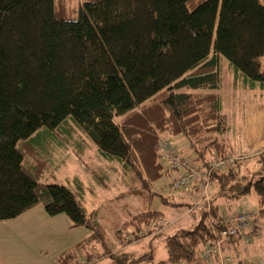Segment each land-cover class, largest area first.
Here are the masks:
<instances>
[{
	"label": "trees",
	"instance_id": "obj_1",
	"mask_svg": "<svg viewBox=\"0 0 264 264\" xmlns=\"http://www.w3.org/2000/svg\"><path fill=\"white\" fill-rule=\"evenodd\" d=\"M71 2L0 0V223L41 206L46 217L63 215L70 229L90 232L77 255L65 252L58 264H76L88 242L103 249L95 259L82 256L89 264L150 263L153 254L134 259L117 248L132 243L122 236L127 227L135 233L162 215L139 212L114 232L116 243L108 240L98 210L87 213L79 195L39 182L46 165L37 146L75 125L130 179L119 198L144 201L159 195L155 181L179 172L158 160L159 141L183 137L196 167L229 157L220 75L226 67L241 88L264 93V7L258 0ZM244 162L212 175L210 210L204 206L193 230L165 236L167 258L155 264H206L199 254L218 232L217 200L253 193L255 221L264 217V150L252 173L243 174Z\"/></svg>",
	"mask_w": 264,
	"mask_h": 264
},
{
	"label": "rangeland",
	"instance_id": "obj_2",
	"mask_svg": "<svg viewBox=\"0 0 264 264\" xmlns=\"http://www.w3.org/2000/svg\"><path fill=\"white\" fill-rule=\"evenodd\" d=\"M79 1L72 0L70 5L76 6ZM258 1L264 7V0ZM259 63L260 70L263 71L264 56L259 59ZM220 76L221 87H223V97L221 95L222 88L219 93L222 98L221 112L224 115L226 126L224 138L230 142L231 132L239 128V119L243 114L246 118L248 114L249 101L243 99L241 90H235V86H239V82L234 80L229 69L225 67ZM71 125L67 133H57L55 136L42 139L41 145L37 146L46 165L42 174H39V182L62 185L74 195H79L81 204L87 213L98 210L100 223L105 229L108 240L111 241L114 232L121 229L122 224L134 211L159 212L164 219L171 222V225L161 232L152 228L151 223L149 226L136 230L133 238L137 237V241L143 237L146 239L143 238L137 245H131L122 252L130 254L134 259L153 254V262L145 264L165 261L167 251L163 242L164 237L171 236L179 230L191 231L196 227L203 211L201 194L195 193L190 196L188 187L180 190L170 187L171 182L179 173H182L180 170L179 172H170L155 181L152 184V189L160 191L159 195H154L151 199L145 200L146 202L138 196L119 198L131 186L130 179L126 180L121 169L117 166L118 164L104 159L90 139L75 125L72 127ZM169 140L184 159L192 162L194 156L189 149L187 140L181 136H174ZM77 146L80 147L77 148ZM240 160L245 161L243 158ZM255 169L254 160H248L244 163L243 174L252 173ZM76 182L80 184V192L76 190ZM217 205L218 212L221 214L246 210L256 215L259 210L257 198L253 193L239 200L229 201L228 209H224V205L220 202ZM36 208L31 213L32 215H26L32 218L26 221L27 228H24L23 225L17 226V229L14 226L4 225V229L0 230V253L6 257L4 264H58L57 258L61 254L69 250L75 252L74 245L90 235V232L84 228L70 229L69 222L63 215L48 218L41 206ZM37 210H40L42 215H37ZM40 216H43V219ZM257 225L259 235L248 245L240 243L239 249L241 248L242 251L238 250L239 254L234 250L231 251L232 255L243 256L241 257L242 264H252L257 260L264 264V217L259 219ZM28 227H32L33 232H28ZM130 228L132 227H127L122 236L126 235L128 230L132 232ZM158 234L162 236L156 238ZM94 247L95 243L88 242L78 252L80 254L92 253ZM97 249L96 256L103 251L100 245H97ZM75 254L77 255V252ZM96 256L92 254L91 258L95 259ZM228 256L232 259L231 254ZM82 261V263L77 262L76 264H89L85 262L84 258ZM95 264L112 263L109 258H104L97 260Z\"/></svg>",
	"mask_w": 264,
	"mask_h": 264
},
{
	"label": "built area",
	"instance_id": "obj_3",
	"mask_svg": "<svg viewBox=\"0 0 264 264\" xmlns=\"http://www.w3.org/2000/svg\"><path fill=\"white\" fill-rule=\"evenodd\" d=\"M157 157L164 169L168 171H182L170 187L174 190L192 188L200 190L201 201L208 202V191L213 184L212 175L224 167L233 168L240 158L229 156L220 160H213L206 166H195L183 158L179 151L170 141L161 140L157 147ZM256 215L252 212L241 210L233 213H223L218 222V232H214V239L207 243L199 256L202 262L215 264H231L232 259L228 256L229 250L237 244L248 245L259 235V228L255 221ZM171 225L167 220L160 218L151 224L158 232ZM135 233L126 232L125 240L132 241ZM137 241V240H135ZM234 242V243H232ZM184 264V263H178ZM252 264H262L260 260Z\"/></svg>",
	"mask_w": 264,
	"mask_h": 264
},
{
	"label": "crops",
	"instance_id": "obj_4",
	"mask_svg": "<svg viewBox=\"0 0 264 264\" xmlns=\"http://www.w3.org/2000/svg\"><path fill=\"white\" fill-rule=\"evenodd\" d=\"M221 88H222V94L221 95L223 97V87H220L219 93L221 92ZM235 90H241L243 93V97H244V98L243 97L242 98L249 101L248 106H247L248 114H247L246 118H244V114H243L242 117L239 119V123H238L239 128L237 130H233L231 132L232 135L229 138L230 142L227 141L226 139H225V141L229 147L230 156L237 157V158H243L245 160L244 163H246L248 160H251V159H253L255 162V155L260 153L262 150H264V93H261V92L256 91V90L249 91V90L241 88V86H235ZM220 98H221V96H220ZM221 103H222V98H221ZM225 131H226V126H225ZM180 174L181 173H179L178 175H180ZM189 189H190V192H188V193L190 196L195 194V193H200V190H196V189H192V188H189ZM209 190H210V192L208 191V200H209L208 204H209V206H207L206 202L201 201V203L203 204V209L205 206L204 210L206 212H208L210 210V204H211L210 203V195H211V193H213L215 191V189L213 186H211ZM222 201H224V200H222ZM219 202L224 205V209H228V203L229 202H226V201L221 202L220 200H217L215 204L217 205ZM34 209L30 210L29 212L25 213L24 215L20 216L19 218L15 219V220L8 221L5 223L2 222V224H0V230L4 229V225H7V227H10V226L13 227L14 226V227H16V229H17V226L23 225L24 228H27V222L26 221L27 220L29 221L32 218H29L30 216H26V215H32L31 213H33ZM143 211H145V210H143ZM143 211H137V210H136V212L134 211L131 215H129L127 220L134 217L137 213L143 212ZM239 211H241V210H239ZM235 212H237V211H235ZM41 213L42 212H40V210H37V215H42ZM219 214H221V213H219ZM40 217L43 219V216H40ZM162 218L164 219L163 216H162ZM259 219H261V218H259ZM256 223L258 224V222H256ZM119 229H117V230H119ZM28 232H33L32 227H28ZM143 238L146 239V237H143ZM143 238H141L137 242H132L131 244L125 246L124 248H121L120 246H118L117 249L122 251L125 248L130 247L131 245H137L139 242L142 241ZM147 238L149 239L151 237H147ZM112 241L115 242V240H112ZM116 242H117V240H116ZM78 243H76L74 246H76ZM240 249H239V244H237L236 246H234V248H232L231 250H229V252H227L228 254H231V256H232L233 261L231 262V264H242L241 257H243V256L242 255H236L235 256V255H232L233 253L231 252L232 250H234L235 252L238 253V250H240ZM92 250H94V251H91L92 253H86V254H88V255H92V254L94 255L95 254V256H96V254L98 253V249H97L96 244ZM240 251H242V249ZM86 254H82V255L78 256V263L83 262L82 256H85ZM105 258H107V257H105ZM102 259H104V258H102ZM4 260H6V257L3 256L2 253H0V264H4ZM5 263H7V262L5 261ZM206 264H215V263L211 262V263H206Z\"/></svg>",
	"mask_w": 264,
	"mask_h": 264
}]
</instances>
